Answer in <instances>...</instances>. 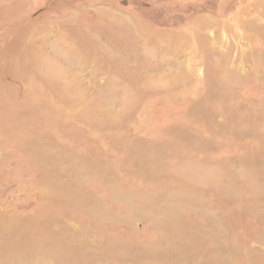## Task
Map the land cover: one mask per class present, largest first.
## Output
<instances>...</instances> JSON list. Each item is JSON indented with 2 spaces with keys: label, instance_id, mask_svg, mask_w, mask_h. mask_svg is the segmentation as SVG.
<instances>
[{
  "label": "rangeland",
  "instance_id": "rangeland-1",
  "mask_svg": "<svg viewBox=\"0 0 264 264\" xmlns=\"http://www.w3.org/2000/svg\"><path fill=\"white\" fill-rule=\"evenodd\" d=\"M260 29L264 0H0V230L157 246L169 264H264ZM214 53L240 77L225 93Z\"/></svg>",
  "mask_w": 264,
  "mask_h": 264
},
{
  "label": "bare ground",
  "instance_id": "bare-ground-1",
  "mask_svg": "<svg viewBox=\"0 0 264 264\" xmlns=\"http://www.w3.org/2000/svg\"><path fill=\"white\" fill-rule=\"evenodd\" d=\"M114 16H116V15H114ZM203 23L205 24L204 26L207 27V25H208L207 21L205 20L204 22H200V24H202V25H203ZM260 30H261L260 34L262 35V32L264 33V30L263 31H262V29H260ZM126 31L127 30H122L123 33H121V36H120V35H118V32L105 30L104 35L107 38L111 39L112 43L122 45V43L127 42L128 44L132 43V45H133V40L132 41L127 40L126 37L124 36V33H126ZM83 34L84 33H82V35ZM201 42H202V44H204V42H205L204 38L201 39ZM101 44H103V43H101ZM107 47H109V46H107ZM107 47H104V48L107 49ZM208 50H209V48H208ZM131 53L133 54V50H131ZM107 54H108V52H107ZM252 54H253V57H255V59L258 58L262 62L261 64L264 65L263 52L260 53V51H258V52L253 51ZM112 55L111 54L107 55V58H109V60L112 61V65L117 66L118 69L120 67L123 69H129L128 68L129 62H126V63L121 62L120 63L116 59H114L112 57ZM216 55H217V53L207 54L209 65H211V64L213 65V68H210L208 66V72L214 76V82L213 83L215 84V87L212 89L217 88V89H220L223 93H225L224 91H226V86H228L229 88L232 87L233 86L232 84L238 82L240 77L237 75V73L235 71L234 72L225 71L226 68L225 69L223 68L224 66H222V63L220 62V60L217 62L218 58L216 57ZM144 58L145 57H140V61H142ZM214 62H215V64H214ZM158 64H160V63H158ZM148 65L150 67H153V66L155 67L156 64L153 65V63H152V64H148ZM129 70H127L124 73H125V76L128 78V80L133 83V74L131 72H129ZM259 72H261V69L259 67H257L254 69L253 74L256 76H259V74H260ZM146 81H148L147 78H145L144 83H146ZM135 82L138 85L142 84V78L139 79V81L136 80ZM220 90H218V91H220ZM219 93H217V94H219ZM110 98L115 100V96H113V95L110 96ZM113 100H112V102H113ZM201 111H200V113H201ZM203 112H205V111H203ZM227 113H228V111H227ZM207 118L210 120L209 117H207ZM248 121L249 122H255V120H252V119H249ZM234 133H238V131H236ZM142 155L146 159L152 158V156L148 153H144ZM212 181L218 187H220V185H218V183H217V181H219V180L212 178ZM152 211H154L153 208H152ZM148 215L149 216L146 219L151 220L150 214H148ZM172 220H173V216L163 215L162 217L156 218V223L159 227H161L163 229H170V230L174 231L175 233H178V232H176L177 230L174 229L175 225H173V226L169 225V223H171ZM209 225L214 227L215 231H217L219 229L218 224H215V222L210 221ZM43 229H44L43 233H39L36 235H30V236H26V237L25 236L14 237L12 234L7 233V231L0 230V264H45L47 261L50 262L49 258L51 256L54 257L53 259H51L52 264H64L63 262L60 263V261L56 260V259L57 258L68 259L70 257L73 258V262L72 263L71 262L66 263V264H110V263H115V264H169L172 261V259L167 260V262L166 261L164 262V260H162V261L158 260V257H157L155 252H158V251L160 252L161 249L157 246H155V247L154 246L153 247H148V246L142 247L141 245H139V243L134 242L132 249H127L124 246L131 245L129 242L122 241V243H118L114 239L108 238L102 242V244H101V245H103L102 248L98 247V249H96L94 247H91L90 245H86L85 247L80 246V245H76L77 239H76V236H74V235H71L72 237L70 236V238L68 237L66 240H64L63 235L61 233H59V234L52 233L51 231H49V229L46 226H44L41 230H43ZM8 232H9V230H8ZM175 243L178 244L179 242H175ZM83 245H85V244H83ZM58 246H62V247L64 246L65 248L63 251H60L59 253L53 252V248L58 247ZM43 251H47L49 256H47V253L41 254ZM182 256H183V254H182ZM180 257H181V255L178 256V258H180ZM173 259H176V258H173Z\"/></svg>",
  "mask_w": 264,
  "mask_h": 264
}]
</instances>
